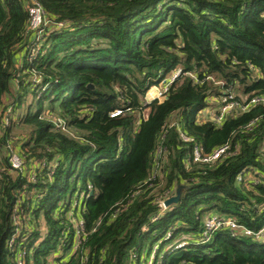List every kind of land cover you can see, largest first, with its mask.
<instances>
[{
  "label": "trees",
  "instance_id": "trees-1",
  "mask_svg": "<svg viewBox=\"0 0 264 264\" xmlns=\"http://www.w3.org/2000/svg\"><path fill=\"white\" fill-rule=\"evenodd\" d=\"M32 1L0 0V264H146L154 245L153 264H264V240L201 228L211 210L264 226V103L235 110L264 96V0H36L39 31ZM235 86L244 101L201 118ZM226 142L238 151L185 163Z\"/></svg>",
  "mask_w": 264,
  "mask_h": 264
},
{
  "label": "built area",
  "instance_id": "built-area-1",
  "mask_svg": "<svg viewBox=\"0 0 264 264\" xmlns=\"http://www.w3.org/2000/svg\"><path fill=\"white\" fill-rule=\"evenodd\" d=\"M28 29L33 31H39L42 25L46 23L45 21V14L44 11L39 4L38 1L34 0L31 2V4L28 6ZM38 49L35 47L34 53L32 56H34L37 53ZM181 75V69L176 68L171 72V74L165 78L159 85L153 86L149 88L146 92V103L150 102L151 100H163L170 89L173 82L180 77ZM234 94H232V89L228 88L223 90L222 94L220 95L218 107L216 109V112L214 114V122H221V120L229 113H231L232 109H234V106L236 105V101H234ZM257 103H264V96L263 95H257L251 97L249 100L245 101L242 105H240V109L243 111L248 110L251 106L257 104ZM120 113L119 110H116L112 112L110 115L115 116ZM7 122V117L5 118ZM253 122L246 125V128L250 130L252 128ZM180 137L184 141H190L191 138L187 137L185 134L180 133ZM238 151V146L235 144L232 146L231 142H226L221 146H218L214 148L209 153H204L202 150V147L194 143L191 147V150L189 154L186 157V164H192V163H198V164H215L216 162H219L224 157L230 154H235ZM262 154H264V144L261 149ZM9 163L11 167L15 170H23L24 168V162L21 158V156L17 152H10L9 156ZM240 180V176H238V179ZM162 211L166 206L164 205V201H161L159 203ZM207 231L204 233L203 241H206L209 239V236H211V233L218 230H228L231 235H242V236H255L260 241L264 240V226L257 232H253L252 230L246 228L245 226L238 224L235 220L226 217V216H219L214 215L212 218H208L206 224H204ZM208 235V236H207ZM14 238H11L10 244L13 242ZM183 245V242L182 244ZM23 254V252H22ZM134 257V255H132ZM16 264H24L23 259L20 257L16 260ZM150 264V263H149Z\"/></svg>",
  "mask_w": 264,
  "mask_h": 264
},
{
  "label": "rangeland",
  "instance_id": "rangeland-1",
  "mask_svg": "<svg viewBox=\"0 0 264 264\" xmlns=\"http://www.w3.org/2000/svg\"><path fill=\"white\" fill-rule=\"evenodd\" d=\"M52 25H50L49 24V28L51 27ZM11 92H13V90L11 91ZM232 94H234V96L235 97H238L241 101H244V99H245V95L240 91V90H238L237 88H236V86L235 87H233V89H232ZM146 97H147V95H146ZM146 97H145V102H146ZM30 97L29 98H27V100H26V103H29V101H30ZM212 102L213 101H215V100H211ZM213 105H215V103H213ZM236 109L235 110H239L240 109V106L239 105H237L236 107H235ZM210 107L208 108V110L209 111H206V113H201L202 115L201 116H203V119H205V118H210V119H213L214 120V114H215V108H212L211 109V111H212V113H209L210 112ZM24 110H25V108L24 107H21L20 108V110H19V112H20V114L21 113H23L24 112ZM7 111H8V113H6L7 115V118L9 117V113L12 111V108L9 106L8 107V109H7ZM6 112V111H5ZM147 112H148V110H144L143 111V116L145 117L146 116V114H147ZM206 115V116H205ZM202 118V117H201ZM20 133L21 132H23V130H21V128H20ZM3 132H2V129L0 128V135L2 134ZM7 139H9L10 141L12 140H15V137L14 136H12V138L10 137V138H7ZM9 141V146L11 147V142ZM15 142H16V140H15ZM14 144V143H13ZM1 151L3 152V153H7V151H8V148H7V146H3V147H1ZM263 157V159H264V155L262 156ZM212 211V210H211ZM211 211H209V213L207 212L204 216H203V218H202V231L203 232H205V231H207V229H206V227H205V225L204 224H206V222H207V220H208V218L210 217V218H212V217H214V215H216V213L215 212H211ZM160 213H162V211H160ZM168 234V236H169V233H167ZM204 234H206V233H204ZM203 234V235H204ZM208 236V235H207ZM181 238H185V236H182ZM203 238H204V236H203ZM182 242H184L183 240H181ZM182 242H179V244L178 245H176V247H178V246H181V244H182ZM155 253H157V247L154 245L153 246V249H152V252H151V256L149 257V259H148V261L146 262V264H153V263H151L152 262V257L154 256V254ZM133 264H136V263H133Z\"/></svg>",
  "mask_w": 264,
  "mask_h": 264
},
{
  "label": "water",
  "instance_id": "water-1",
  "mask_svg": "<svg viewBox=\"0 0 264 264\" xmlns=\"http://www.w3.org/2000/svg\"><path fill=\"white\" fill-rule=\"evenodd\" d=\"M179 196H180L179 189H177L175 196H172V197H170V198H167V199L164 201V205H165V206H168V205H170L171 203L176 202V201L179 199Z\"/></svg>",
  "mask_w": 264,
  "mask_h": 264
},
{
  "label": "crops",
  "instance_id": "crops-1",
  "mask_svg": "<svg viewBox=\"0 0 264 264\" xmlns=\"http://www.w3.org/2000/svg\"><path fill=\"white\" fill-rule=\"evenodd\" d=\"M213 102H214V101H213ZM214 103H215V105H216L217 102H214ZM212 108H215V107H212ZM212 108H211V109H212ZM211 109H210V112H209V113H212ZM206 111H209L208 108L205 109V110H203L201 113H206ZM215 111H216V108H215ZM201 115H202V114H201ZM205 116H206V115H205ZM201 117L203 118V116H201Z\"/></svg>",
  "mask_w": 264,
  "mask_h": 264
}]
</instances>
